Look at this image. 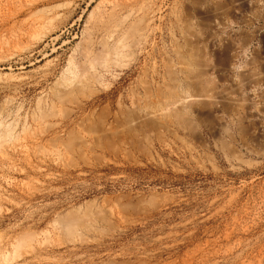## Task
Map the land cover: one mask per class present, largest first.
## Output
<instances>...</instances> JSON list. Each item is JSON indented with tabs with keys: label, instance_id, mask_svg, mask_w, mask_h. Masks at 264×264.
I'll use <instances>...</instances> for the list:
<instances>
[{
	"label": "rangeland",
	"instance_id": "obj_1",
	"mask_svg": "<svg viewBox=\"0 0 264 264\" xmlns=\"http://www.w3.org/2000/svg\"><path fill=\"white\" fill-rule=\"evenodd\" d=\"M261 31L264 0H0V264H264Z\"/></svg>",
	"mask_w": 264,
	"mask_h": 264
},
{
	"label": "crops",
	"instance_id": "obj_2",
	"mask_svg": "<svg viewBox=\"0 0 264 264\" xmlns=\"http://www.w3.org/2000/svg\"><path fill=\"white\" fill-rule=\"evenodd\" d=\"M258 39L256 45L253 47L252 51H247L243 54H248L247 58L239 56L238 61H234V66L237 68V62L239 64V69L245 65L250 66V73L254 69L256 71L258 81L256 85V97H264V31L258 34ZM251 52V53H250ZM254 61V62H253ZM249 87L251 88L250 84ZM246 91V90H244ZM248 97H252L251 89L248 90Z\"/></svg>",
	"mask_w": 264,
	"mask_h": 264
}]
</instances>
